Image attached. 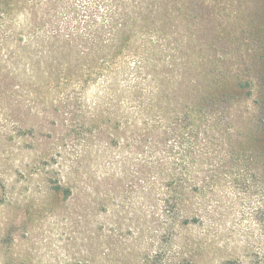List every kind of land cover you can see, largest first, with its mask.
Here are the masks:
<instances>
[{
    "label": "rangeland",
    "instance_id": "1",
    "mask_svg": "<svg viewBox=\"0 0 264 264\" xmlns=\"http://www.w3.org/2000/svg\"><path fill=\"white\" fill-rule=\"evenodd\" d=\"M174 16L144 83L0 12V264H264V0Z\"/></svg>",
    "mask_w": 264,
    "mask_h": 264
},
{
    "label": "trees",
    "instance_id": "2",
    "mask_svg": "<svg viewBox=\"0 0 264 264\" xmlns=\"http://www.w3.org/2000/svg\"><path fill=\"white\" fill-rule=\"evenodd\" d=\"M174 3L175 0H0V12L22 39L24 32L42 30L44 37L38 43L47 42L62 50L61 58L71 59L72 52H76L88 66L92 64L113 82L117 57L121 62L132 58L137 65L135 78L150 83L159 75L158 47L163 34L169 31L171 42L176 35ZM1 43L5 44V40ZM70 68L67 62L68 73L73 71ZM232 79L216 74L211 86L216 92L221 86L250 87L249 82L239 84Z\"/></svg>",
    "mask_w": 264,
    "mask_h": 264
}]
</instances>
